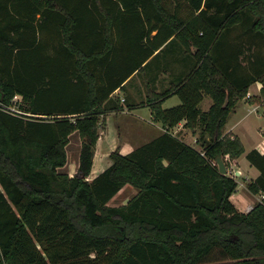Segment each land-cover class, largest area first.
<instances>
[{
	"label": "trees",
	"instance_id": "16d2710c",
	"mask_svg": "<svg viewBox=\"0 0 264 264\" xmlns=\"http://www.w3.org/2000/svg\"><path fill=\"white\" fill-rule=\"evenodd\" d=\"M263 40L264 0H0V264H201L218 247L264 264V198L240 211L238 180L212 160L245 152L225 127L254 82L251 100L264 101ZM174 43L193 59L173 88L181 103L163 107L165 92L151 107L166 126L201 125L208 142L200 150L165 131L114 151L90 179L104 103ZM74 132L70 176L60 169ZM247 157L261 171L249 188L264 194V153ZM127 184L138 192L110 205Z\"/></svg>",
	"mask_w": 264,
	"mask_h": 264
},
{
	"label": "crops",
	"instance_id": "0c3cea01",
	"mask_svg": "<svg viewBox=\"0 0 264 264\" xmlns=\"http://www.w3.org/2000/svg\"><path fill=\"white\" fill-rule=\"evenodd\" d=\"M48 4L52 3L49 1ZM167 45L157 50L143 64V68L135 71L104 103L109 106L101 114L105 127L103 126L100 138L107 142L108 147L119 149L122 154L130 153L165 131H169L200 150L205 146L204 142L200 141L201 138L203 141L210 138L209 135L202 137L201 125L190 127L186 125L187 120L184 119L170 127L155 117L151 104L158 99V95L168 93L163 97L165 108L181 103L180 96L173 93V88L181 75L187 74L193 65L192 57L184 53V48L179 43L171 45L165 56L163 53L158 55ZM262 87L261 81L254 82L249 87L248 95L237 103L225 127V134L231 137L239 136L245 145V152L234 160L236 167L240 168V171L236 170L238 174L236 179L244 186L246 181L255 180L261 173L259 168L248 159L247 154L254 148L264 153V113H260L258 107L259 104H264V101L251 100L253 96L260 94ZM117 100L124 103L121 109L112 107ZM212 104L213 98L205 95L200 107L208 110ZM109 166L110 164L105 167L102 165L96 167L94 162L89 178H94ZM263 195V192L241 191L239 184L237 191L232 195V200L240 211L246 212L248 205L252 204L257 197L263 199ZM261 198L260 201H262Z\"/></svg>",
	"mask_w": 264,
	"mask_h": 264
},
{
	"label": "rangeland",
	"instance_id": "374dc122",
	"mask_svg": "<svg viewBox=\"0 0 264 264\" xmlns=\"http://www.w3.org/2000/svg\"><path fill=\"white\" fill-rule=\"evenodd\" d=\"M168 4L170 6V4H173V3L170 2ZM259 45L262 48H264V40L261 41ZM16 99H17L16 103L17 104L20 103L21 98H16ZM170 103H168V105ZM258 107H259L260 113H264V104H259ZM103 126L105 127V121L101 120V122H100V136H101V133L103 132V129H104ZM125 129L127 130L129 128H125ZM134 129H137V128H134ZM200 141L204 142V144L206 142H208V140L203 141L202 138ZM81 148H82V138H81L79 132H76V133L74 132L71 135L70 143L67 146L68 161H67L66 165L63 166L60 170L67 172L70 176L76 175L78 168H79V164H80ZM118 150L119 149H114V148L108 147L107 142L106 141L104 142L103 139L99 138V140L95 146V154H94V162H95L96 167H101V165H102V167H105L108 164L111 165L113 163L111 153H113L114 151H118ZM224 159H225V162H226L227 168H228L227 174L233 176L234 178L238 177L236 170L240 171V168L236 167L235 162H234L235 159L231 158L229 155H226L224 157ZM212 160L216 162V159L212 158ZM250 183H251V181H246L245 186L242 185L241 183H239L240 184V190L244 191V192H246V191L249 192ZM136 192H138V189L135 186H133L132 184H127L123 187L121 192H119L113 198V200L109 204L110 205H116V206L125 204L135 195ZM252 193H254V192H252ZM260 198H258V197L255 198V201L252 204L256 205L258 203V201H260L259 200ZM201 264H238V262L229 258L228 255L225 254V252L221 248L218 247Z\"/></svg>",
	"mask_w": 264,
	"mask_h": 264
},
{
	"label": "water",
	"instance_id": "95a60500",
	"mask_svg": "<svg viewBox=\"0 0 264 264\" xmlns=\"http://www.w3.org/2000/svg\"><path fill=\"white\" fill-rule=\"evenodd\" d=\"M218 165H219V170L221 173L223 174H227L228 173V168H227V164L225 162V159L223 157V155H219L216 159Z\"/></svg>",
	"mask_w": 264,
	"mask_h": 264
},
{
	"label": "built area",
	"instance_id": "2783aa9c",
	"mask_svg": "<svg viewBox=\"0 0 264 264\" xmlns=\"http://www.w3.org/2000/svg\"><path fill=\"white\" fill-rule=\"evenodd\" d=\"M16 98H20L18 95H16L15 96V98H14V101L15 102H17V99ZM0 105L1 106H3V104L0 102ZM17 107V105H15L14 107L12 106L11 108L10 107H8L7 109H12L13 111H17V112H19V113H25V111H23V110H20V109H17L16 108ZM3 108H5L4 106H3ZM27 113V112H26ZM28 114H31V113H28ZM215 164H217L218 165V163H217V161L215 162V161H213ZM263 197H264V195H263ZM254 204H250V205H248V207H247V211L246 212H249L250 210H252L253 208H254Z\"/></svg>",
	"mask_w": 264,
	"mask_h": 264
}]
</instances>
